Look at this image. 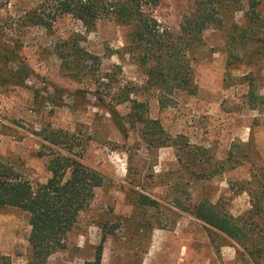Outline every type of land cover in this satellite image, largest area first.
Segmentation results:
<instances>
[{
	"label": "rangeland",
	"instance_id": "obj_1",
	"mask_svg": "<svg viewBox=\"0 0 264 264\" xmlns=\"http://www.w3.org/2000/svg\"><path fill=\"white\" fill-rule=\"evenodd\" d=\"M30 1L0 0V21L35 6ZM194 1L162 0L155 16L178 32ZM243 23V11L222 8L186 57L194 91L171 94L151 82L147 71L155 63L139 65L128 48L131 27L115 19L87 28L64 16L51 31L26 30L18 54L32 73L24 85H0V156L23 178L45 183L53 154L71 151L105 180L47 264H85L101 243L104 264H250L239 244L192 212L208 201L243 215L250 197L238 183L249 178L250 162L212 177L201 173L226 161L235 143H249L264 161V104L254 106L244 79L250 74L252 88L264 95V57L255 46L242 60L231 55L233 26ZM13 37L8 31L5 43ZM64 42L78 43L100 65L79 73L64 66ZM16 69L11 62L1 74ZM135 112L148 122L146 135ZM152 121L161 127L154 137ZM59 131L64 146L48 140ZM29 233L26 212L0 209V264H28Z\"/></svg>",
	"mask_w": 264,
	"mask_h": 264
},
{
	"label": "trees",
	"instance_id": "obj_2",
	"mask_svg": "<svg viewBox=\"0 0 264 264\" xmlns=\"http://www.w3.org/2000/svg\"><path fill=\"white\" fill-rule=\"evenodd\" d=\"M3 1L10 4L12 0ZM161 2L162 0L30 1L26 5L35 6L17 9V15H8L0 21V85H24L32 73L18 54L23 46L22 38L26 35V30L40 27L51 31L54 23L64 16L81 21L87 28H93L102 19H115L120 24L131 27L128 48L140 66L155 63L147 71L148 76L166 94H171L174 90L194 91L191 65L186 57L202 44L203 33L216 23L224 7L244 12L243 25L233 26L231 55L242 60L248 47L255 46L258 48L257 54L264 57V0H195L178 32L162 25L155 16V10ZM21 3L25 5V2ZM8 31L14 36L10 46L4 40ZM62 45L64 47L58 48V53L64 66L79 73L100 65L99 57L89 53L78 43L64 42ZM11 62L17 64L16 71L3 76L1 69ZM87 62H91V65ZM251 77L250 74L245 75L244 79L249 80V97L258 108L264 104V95L257 94L252 88ZM138 113L135 112V117L144 124L143 133L146 135L148 122L142 113ZM151 123L155 130L151 137H154L156 131H161V127L156 121ZM48 140L55 146H64L61 131L50 133ZM148 142L153 144V141ZM162 145L164 143L155 146ZM249 145L233 144L226 161L214 165L209 173L202 171L201 174L203 178L212 177L250 162L249 178L238 183L240 191L246 192L250 197V209L243 215L234 216L225 211L221 202L202 201L195 205L192 212L198 219L239 244L250 264H264V161L259 152H252L248 148ZM241 148L245 150L240 152ZM234 149H237L236 153ZM234 153L238 154L237 157ZM251 153L255 155L254 161ZM48 168L51 176L45 183L31 182L0 156V209L16 208L26 212L30 227L28 264H47L50 255L66 244L80 213L92 202L95 190L105 183L102 174L73 157L71 151L65 154L54 153ZM103 246L104 243L97 246L94 257L85 264H104Z\"/></svg>",
	"mask_w": 264,
	"mask_h": 264
}]
</instances>
